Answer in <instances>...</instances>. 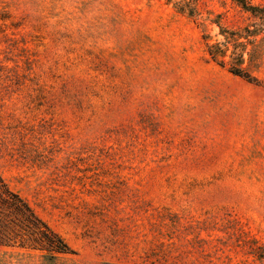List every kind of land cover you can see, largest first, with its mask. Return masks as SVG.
Here are the masks:
<instances>
[{
    "label": "rangeland",
    "instance_id": "obj_1",
    "mask_svg": "<svg viewBox=\"0 0 264 264\" xmlns=\"http://www.w3.org/2000/svg\"><path fill=\"white\" fill-rule=\"evenodd\" d=\"M178 1L0 0V174L71 249L0 264H264V24Z\"/></svg>",
    "mask_w": 264,
    "mask_h": 264
},
{
    "label": "trees",
    "instance_id": "obj_2",
    "mask_svg": "<svg viewBox=\"0 0 264 264\" xmlns=\"http://www.w3.org/2000/svg\"><path fill=\"white\" fill-rule=\"evenodd\" d=\"M197 0H180L183 8ZM241 9L254 17L260 18L264 24V6L253 0H233ZM192 11V10H190ZM245 31V33H243ZM250 32L248 27L242 31L230 30L219 26L221 41L207 42V52L215 61L223 62L227 51L232 47L229 56V70L244 76L241 65L244 62L245 42L240 38ZM243 47V48H242ZM248 75V74H247ZM21 247L45 251L52 258L55 253L71 251L64 239L42 220L31 205L16 191L12 190L0 174V247Z\"/></svg>",
    "mask_w": 264,
    "mask_h": 264
}]
</instances>
